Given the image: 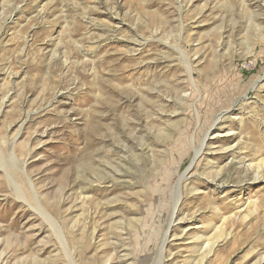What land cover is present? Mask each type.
Returning a JSON list of instances; mask_svg holds the SVG:
<instances>
[{"label": "rangeland", "instance_id": "374dc122", "mask_svg": "<svg viewBox=\"0 0 264 264\" xmlns=\"http://www.w3.org/2000/svg\"><path fill=\"white\" fill-rule=\"evenodd\" d=\"M0 264H264V0H0Z\"/></svg>", "mask_w": 264, "mask_h": 264}, {"label": "bare ground", "instance_id": "6f19581e", "mask_svg": "<svg viewBox=\"0 0 264 264\" xmlns=\"http://www.w3.org/2000/svg\"><path fill=\"white\" fill-rule=\"evenodd\" d=\"M189 67V66H188ZM245 99V98H244ZM237 101V100H236ZM218 107H217V111H218V113H217V117L215 116L214 118H213V121H212V123H211V126H214V125H216V124H218V119H220L218 116H220L221 114L223 115L224 113H223V111H225V110H227L228 108H230L231 106H230V104H228L226 101H220L219 102V104L217 105ZM227 112V111H226ZM206 126V125H205ZM210 127L209 126H207L206 127V130H208ZM205 147H206V142H205V137H202L200 140H199V142H198V145L195 147V156L197 155V154H199L202 150H204L205 149ZM195 156L193 157V158H195ZM193 160L194 159H192V161H191V163H190V165H189V167H191V165H192V162H193ZM260 168H262V166H261V164L260 165H257V171H256V175L255 176H258V174L260 173L259 172V169ZM185 177V173L183 174V175H181V176H179L178 177V183L183 179ZM160 181V180H159ZM167 184H168V179H167ZM40 212V211H39ZM173 214H174V211H172V214H171V218L173 217ZM168 231H169V226L167 227V229L165 230V236L167 235V233H168ZM166 238V237H165ZM165 238H164V240H165ZM209 248V247H208ZM209 250V249H208ZM211 251V250H210ZM210 251H208V252H210Z\"/></svg>", "mask_w": 264, "mask_h": 264}]
</instances>
